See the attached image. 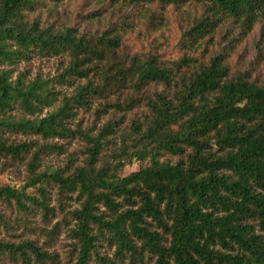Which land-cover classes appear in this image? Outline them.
I'll return each instance as SVG.
<instances>
[{
  "label": "trees",
  "instance_id": "trees-1",
  "mask_svg": "<svg viewBox=\"0 0 264 264\" xmlns=\"http://www.w3.org/2000/svg\"><path fill=\"white\" fill-rule=\"evenodd\" d=\"M64 1L0 0V264H264V82L232 71L264 0H93L176 12L174 58L33 16Z\"/></svg>",
  "mask_w": 264,
  "mask_h": 264
},
{
  "label": "rangeland",
  "instance_id": "rangeland-1",
  "mask_svg": "<svg viewBox=\"0 0 264 264\" xmlns=\"http://www.w3.org/2000/svg\"><path fill=\"white\" fill-rule=\"evenodd\" d=\"M126 15L132 17L133 22V25L123 34V45L128 51L139 50L157 37L158 41L163 43L162 50L169 57L174 58L180 55L176 43L181 33V23L176 12L171 9L163 11V26L159 31L152 32L151 35L145 34V26L143 24L146 16L138 8L117 11L93 0H66L56 4L52 11L47 12L44 10L33 14V16L40 17L44 22H53L55 25L67 24L79 31L89 32H102L112 28L116 24L118 25ZM56 63L57 61L54 58H36L31 62V70L34 73L38 70L54 73ZM232 63V71L245 72L252 79L264 82V40L261 39V24H257L243 41L237 53L232 56ZM77 147L75 143L66 145L68 151ZM50 159H55V163L62 165L65 160V154L58 156L52 154ZM139 165V162L127 165L123 173L127 174L137 170ZM19 183V176L8 173L0 174V185H18ZM58 250L61 255L64 253L62 248H58Z\"/></svg>",
  "mask_w": 264,
  "mask_h": 264
}]
</instances>
